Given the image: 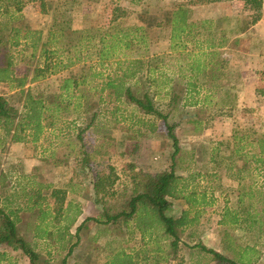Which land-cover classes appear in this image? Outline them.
I'll list each match as a JSON object with an SVG mask.
<instances>
[{"label":"rangeland","instance_id":"obj_1","mask_svg":"<svg viewBox=\"0 0 264 264\" xmlns=\"http://www.w3.org/2000/svg\"><path fill=\"white\" fill-rule=\"evenodd\" d=\"M42 2L47 14L42 13ZM180 5L191 8L195 24L183 44L171 40L173 12ZM53 9L59 10L60 19L65 16L73 30L93 29L101 34L114 19L123 27L145 29L144 44L134 43L130 50H118L116 55L127 64L144 62L142 72L127 84L139 96L149 94L155 107L169 116L180 152L173 160L174 143L163 120L126 102H111L109 92H100L101 79L89 78L93 89L86 88L84 107L69 108L60 117L47 116L38 142L16 143L5 131L0 133L1 205L21 209V234L42 254L49 251L48 242L36 237L39 212L31 208V196L40 188L48 198L54 188L66 190V204H71L74 212L82 211L71 229L75 234L86 218L102 214L103 204L94 194L95 182L110 174L118 178L106 202L119 208L132 196L133 183L124 175L131 166L156 174L175 164L182 179L181 193L171 199L168 215L179 218L190 211L189 218H197L184 228L177 249L158 224L150 241L142 238L136 219L111 225L90 221L80 233L69 264H130L128 259L133 264H220L202 250L203 246L240 264H264V174L250 173L253 155L259 149L246 145V140L242 153L232 154L234 134L246 137L247 133L253 139L264 136V8L257 14L238 0H26L18 25L47 31ZM223 40L227 43L222 47ZM23 53L17 55L18 75L25 72L31 58L30 50ZM197 62L206 67L204 74L192 71ZM110 65L103 66L105 74L115 76L117 67ZM89 66V62L81 63L26 88L31 87L36 96H52L60 92L66 78L84 75ZM237 74L244 90L236 93L239 97L234 103L230 91ZM194 82L198 90L191 93L189 85ZM18 92L0 83V96L24 113L23 97ZM227 93L231 95L227 97ZM193 101L198 105H190ZM241 168L244 186L231 187ZM0 252L6 253L11 263L31 264L22 252L9 246H0ZM66 253L55 252L56 260Z\"/></svg>","mask_w":264,"mask_h":264},{"label":"trees","instance_id":"obj_2","mask_svg":"<svg viewBox=\"0 0 264 264\" xmlns=\"http://www.w3.org/2000/svg\"><path fill=\"white\" fill-rule=\"evenodd\" d=\"M207 1L218 3L234 0ZM238 1L243 2L257 14L261 13L264 8V0ZM25 6L26 0H0V83H7L13 90L20 91L18 93L23 97L24 108V113H20L4 96H0V133L5 131L6 136H10L11 141L16 143L30 140L38 142L46 127L43 120L54 114L60 117L59 115L69 111V108H76V110L83 108L85 105L83 103L88 100L86 88L90 87L89 78H98L101 79L100 92H109L108 96L111 102H126L134 105L145 114L156 116L166 123L169 136L174 143L173 160H175L180 152L175 125L169 123L168 115L155 107L149 94L144 93L139 96L133 91L132 86L127 84L142 72L144 62L136 60L127 64L125 60L118 59L116 55L118 50H130L134 43L144 44L147 41L145 29L140 26L123 27L114 19L107 31L101 34L93 29L73 30L65 16L59 18L57 9H53L52 24L47 31L28 29L18 25ZM41 9L43 14L49 12L43 2ZM191 17L192 10L187 5H180L173 12L172 42L180 41L183 44V38L191 34L192 28L195 27ZM258 19L260 16L253 23ZM226 40H223L220 46L223 47L224 43H227ZM239 42L240 40H235V43ZM26 50L31 51V58L28 60L25 72L18 75L17 55H23ZM94 57L98 58L97 62L92 61ZM88 62L90 64L88 71L77 78H66L57 94L47 96L39 93L36 96L31 87L26 88L47 77L60 75L81 63ZM113 63L117 67L115 76L110 74L106 76L103 66ZM204 69L206 67L198 63L192 71L199 75L205 73ZM212 77L218 79L219 75L213 74ZM189 86L192 87L191 93L198 90L197 82ZM92 89L90 87L88 91H92ZM100 98L103 99V96ZM198 103V101H193L190 105L196 106ZM54 123V121L51 122L49 126ZM254 142L259 152L253 155L252 163H255L257 167H264V136ZM235 148L232 153L240 155L245 148L243 140H238ZM124 175L133 183L132 196L119 208L110 206L107 204L106 198L112 195L111 191L118 178L110 174L103 180L95 182L94 194L96 201L103 204L102 214L98 218H86L77 227L75 234L71 229L78 222V218L82 216V211L79 209L74 212L73 206L66 204V190L54 188L49 198L43 194L42 188L35 191L31 196L34 203L31 208L37 209L39 212L40 223L37 225L38 235L36 237L48 242L49 251L46 255L38 251L37 245H33L21 234L19 230V224L22 221L21 209L11 210L3 207L0 198V246L6 245L13 251L22 252L29 258L31 264H69L75 248L80 243V233L90 221L99 225H111L119 224L121 221L128 223L132 219H136L137 229L144 240L149 238L151 241V231L158 224L163 228L164 233L172 239L173 249H177L184 228L196 223L197 218L190 219V211H185L179 218L168 215V211L173 205L171 199H177L181 193L179 189L182 179L176 173L175 164L170 170L156 174L136 171L131 166L128 173L126 172ZM46 188H50V186ZM185 199L188 203H192L190 197L185 196ZM62 223L65 225L62 226ZM74 239H77V242L74 243ZM202 250L211 254L214 261L220 264H240L214 249L203 246ZM61 251L67 253L64 257L56 260L55 252L60 254ZM8 260L10 264H16L11 263L6 253L0 252V264ZM127 262L132 263L129 259Z\"/></svg>","mask_w":264,"mask_h":264},{"label":"crops","instance_id":"obj_3","mask_svg":"<svg viewBox=\"0 0 264 264\" xmlns=\"http://www.w3.org/2000/svg\"><path fill=\"white\" fill-rule=\"evenodd\" d=\"M259 27H261V26H259ZM261 29L263 30L261 35H262V38L264 39V25L261 27ZM236 44H239V43H236ZM235 79H236V81H235L236 83H234V85L232 86V90L230 91L231 94H232V98H233L234 103L237 102L236 100L239 97L238 94H236V93H238V91L240 89H243V87L240 85V82H241V80H240L241 79L240 74H237L235 76ZM237 81H238V83H237ZM231 94L230 93L229 94L227 93L226 95H227V97H229ZM243 137L245 139H242L241 137H238L237 134H234L232 141H235V144H236L238 142V140L241 139V140H243V142H246V140L248 141V142H246V145H256V143L254 142L256 139L251 138L249 135H247V133H246V137L245 136H243ZM235 144H233V146H235ZM248 153H250V152H248ZM253 165H254V169L251 172H250V170L248 172H250V173H253L254 172L252 175H256L258 172H260L261 175L264 174V167L263 166L257 167V165L255 163H253ZM242 169L243 168H241V170L238 173V175L235 174V177L234 178H235L236 182H234V184L231 185V187L240 188L241 185H242V187L244 186V181L243 180H244L245 174L243 173V170ZM250 173H249V175H250ZM251 230H252V224L250 225V231ZM207 234H208V232L206 233V235Z\"/></svg>","mask_w":264,"mask_h":264}]
</instances>
